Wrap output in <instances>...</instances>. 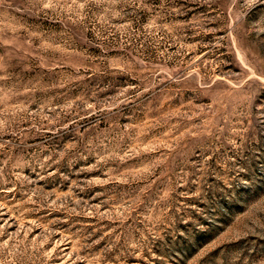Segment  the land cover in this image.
<instances>
[{
	"label": "rangeland",
	"instance_id": "rangeland-1",
	"mask_svg": "<svg viewBox=\"0 0 264 264\" xmlns=\"http://www.w3.org/2000/svg\"><path fill=\"white\" fill-rule=\"evenodd\" d=\"M0 264H264V0H0Z\"/></svg>",
	"mask_w": 264,
	"mask_h": 264
}]
</instances>
